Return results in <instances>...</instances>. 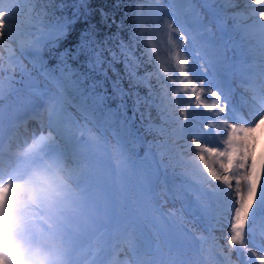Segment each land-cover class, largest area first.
Wrapping results in <instances>:
<instances>
[{
  "label": "snow or ice",
  "instance_id": "snow-or-ice-1",
  "mask_svg": "<svg viewBox=\"0 0 264 264\" xmlns=\"http://www.w3.org/2000/svg\"><path fill=\"white\" fill-rule=\"evenodd\" d=\"M34 2L43 3L45 0ZM151 2L155 5L150 11L156 27L150 30L147 39L141 38L139 42L143 44L146 62L152 65L154 71L137 76V69L145 61L135 55L134 48L130 49L123 43L120 45L130 80L143 83L149 89L147 97L136 94L134 103L137 110L141 104L154 107L163 121L159 126L149 124L147 128L163 138L155 144L160 150L159 158L151 151L146 156L151 169L146 173L150 190L155 192L163 185L172 193L173 199L179 197L182 202L186 201V210L199 218L205 231L210 232L226 224L230 230L228 244L233 250L237 246L244 249L251 261L256 254L245 242V234L247 232L251 237L258 224L264 226V187H259L257 191L256 166L252 160L257 133H264V85L259 89L252 87L247 111H243L232 99L231 86L219 78L223 51L211 25L223 27L224 5L231 0ZM250 3H264V0H250ZM200 8L207 13V19ZM17 10L16 0H0V46L8 44L10 53L9 42L13 40V21ZM252 12L258 19L243 32L241 42L234 44L241 56L244 55L245 37L258 35L264 47V7ZM136 21L133 39L142 37L139 26L144 21L139 12ZM70 23L58 20L49 31L41 34V38L26 43L21 41V55L41 58L42 47L55 48L66 36ZM231 35L228 34L229 39ZM90 43L95 42L82 40L76 53L92 52L94 63L99 65L102 61L95 55ZM55 55H59L63 62L69 53L65 51ZM113 60H116L114 53ZM9 62L19 66L22 74H26L19 57L10 55ZM153 76L160 86L158 92L150 83ZM113 87L122 100L129 95L118 82H114ZM213 88L216 90H211ZM58 89L55 95L46 91L35 93L47 110V125L42 133L34 135L30 142L25 141L22 150L17 153H6L0 140V264H30L33 261L38 264H78V260L85 255L90 258L91 264H109L111 259V246L92 250L82 244L84 226L76 220V207L86 195V171L80 159L83 155L81 149L86 143L84 133L87 124L97 128L109 126L117 141L116 151L122 163L125 162L124 157L129 150L134 151V144L128 138L132 135L127 125L130 118L124 116L121 119L122 114L109 112L104 106L105 96L96 94L95 84L86 87L81 74L62 73ZM66 91L78 98V114L85 121L84 128L68 113L70 101ZM189 93L194 96L197 108L202 106L212 113L205 119L217 122L205 125L214 130L212 135L222 137L211 147L208 146L210 141L205 139L206 134L194 127L193 121L198 113L190 111ZM0 95H3L2 89ZM202 95L215 99L207 103L202 101ZM141 118H144V113H141ZM73 125L79 129L78 132L73 131ZM188 137H195L190 144L181 146L175 143ZM141 139L136 137L137 141ZM201 139L205 142L201 143ZM181 147L191 153L189 159H184V155L177 152ZM174 154L180 156L176 163L191 170L179 174L183 178L180 185L168 179L167 175L168 170L176 166L172 162ZM213 155L214 161L210 165L205 157L212 158ZM195 173L201 175L204 183L191 179ZM213 182L216 183L213 185ZM205 184L210 190L205 189ZM163 219L168 220V216ZM201 239L193 236L195 247L199 246ZM126 243L134 257L142 249L138 235L130 234ZM259 251L262 254L256 259L259 264H264V245Z\"/></svg>",
  "mask_w": 264,
  "mask_h": 264
},
{
  "label": "rangeland",
  "instance_id": "rangeland-1",
  "mask_svg": "<svg viewBox=\"0 0 264 264\" xmlns=\"http://www.w3.org/2000/svg\"><path fill=\"white\" fill-rule=\"evenodd\" d=\"M143 1L144 11H142L141 16L144 22L139 26V31L142 33V37H140L147 39L150 30L156 27L150 11L155 5L151 0ZM16 3L18 10L13 21V40L9 42L11 53L8 44L0 46V65H2L0 89L3 90V95H0V140L6 139L3 142V149L6 153L21 151L25 141L30 142L34 135L42 133L46 128V106L40 104L35 93L46 91L50 95H55L59 92V81L50 77L43 68L39 69L34 57L29 58L20 53L21 41L26 43L41 38V34L49 31L50 26L54 23L45 26L30 19L27 16L30 12L29 0H16ZM226 5H224L223 27L211 25L212 32L223 51L219 78L231 86L232 99L237 106L243 111H247L246 104L250 102L253 94L252 87L259 89L257 86L260 83L258 78H264V75L261 77V74H258L259 70H256L257 67L254 66V62H248L249 56H246L247 54L244 53L241 56L234 48V44H238L244 30L235 23L234 15L227 10ZM200 12L207 19V13L203 8H200ZM251 17L255 20L258 19L252 11ZM229 33L232 34L231 39L228 38ZM185 46L187 47V45ZM10 55L19 57L26 74H22L21 69L16 64L10 65ZM256 59L257 61L261 60L257 56ZM242 70L250 71L251 74L254 72L258 82H255V77V81H250V83L245 81L241 74ZM31 79H34L37 84L33 88L26 84V81ZM156 87L159 90L160 86L157 80ZM65 94L70 101L68 113L80 122L81 128H84L85 121L78 114V98L73 97L72 94ZM188 97L191 98L190 111L194 110L198 113L195 121H193L194 127L200 133L206 134L205 139L210 141L208 146L211 147L212 143L217 139H222V137L219 134L212 135L214 130L205 127V125L217 122L205 119L206 116L210 117L212 113H208L202 106L197 108L195 98L191 93L188 94ZM201 99L204 102L212 103L215 98H207L202 95ZM27 113L29 120L20 123V120H23L21 118ZM43 116L45 117L44 120L42 119ZM41 119L43 122L40 121ZM39 122L41 124H38ZM22 123L25 128L20 126ZM33 124L36 125V130L32 132L29 127L34 126ZM40 125L42 126L39 127ZM11 127L14 129V136L9 138ZM87 129L91 131L89 132ZM73 131L78 132L79 129L73 125ZM20 132H26L27 138L25 140L21 141ZM257 136L258 139L252 150V160L256 166L257 191H259V187H264V133L258 132ZM193 138L195 137H188L186 143L185 140H176L175 143L190 144ZM84 139L86 143L81 149L83 155L80 159L86 171L84 182L86 195L76 207V220L84 226L82 244L85 248L92 250L102 246H111L112 248L115 243H118L120 247L116 248L117 250L112 248V255L115 251L117 254L111 255L109 264H134L139 256L142 258V264H259L256 257L262 254L259 249L261 245H264V226L258 224L255 234L251 237L247 232L245 234V242L256 254L249 261V254L244 249L237 246V249L233 250L232 246L228 244L227 237L230 230L226 224L210 232L205 231L199 218L190 215L186 210V201L182 202L179 197L173 199L172 193L163 185L157 188L155 192L150 190L146 173L151 169L150 161L146 159V156L151 151L157 153L156 158H159L160 150L155 147V144L159 143L163 139L162 137L158 136V140H155L153 144L149 142V145L147 144L149 149L145 148L142 153L136 155H129L128 153L124 157L125 162L123 163L120 154L116 151L117 141L111 127L97 128L89 123L86 125ZM16 141L21 144L15 145L14 142ZM169 142L172 143V139ZM200 142L204 143L205 140L201 139ZM177 152L183 154L184 159H189L191 156V153L185 155L180 152L179 148ZM179 159L180 156L174 154L172 162L176 166L174 169H169L167 173L170 180L176 185L182 183L183 178L179 175L181 172L191 171L176 163ZM205 159L211 165L214 161V155L212 158L206 156ZM165 160L167 161V158ZM191 179L194 182L204 183L199 173L192 174ZM215 183L213 182V185ZM205 189L210 190L206 184ZM192 195L194 198V190ZM158 205L159 207H157ZM164 216H168V220H164ZM161 227H163V231H161ZM130 234L138 235L142 241V249L135 257L126 243ZM193 236L202 238L198 247H195ZM123 245L125 246L122 251L124 262L122 258H119L121 255H118ZM207 255H210V258L206 259L205 256ZM119 259L122 260L120 263ZM78 264H91V260L85 255L78 260Z\"/></svg>",
  "mask_w": 264,
  "mask_h": 264
},
{
  "label": "trees",
  "instance_id": "trees-1",
  "mask_svg": "<svg viewBox=\"0 0 264 264\" xmlns=\"http://www.w3.org/2000/svg\"><path fill=\"white\" fill-rule=\"evenodd\" d=\"M30 19L41 25H49L59 21H70V26L66 36L55 48L43 46L41 58L35 59L39 68H43L54 80L60 82L61 74L67 75L81 74L85 79L86 87L96 85V94L105 96L104 106L111 112L130 118L127 121L128 129L132 135L128 138L134 144V151L129 150V155L139 154L148 148V143L158 140V136L147 130L148 125L158 126L161 124V117L156 108H148L143 104L137 106L134 101L137 93L140 97H147L149 89L143 83H136L130 80L125 71L124 58L121 54L120 45L123 43L130 49L134 48L135 55L145 61L137 69V76L142 77L146 73L154 71L151 64L147 63L144 55V47L140 43L141 37L136 39L135 29L137 28L136 16L144 11L143 0H51V2H34L29 0ZM143 4L141 8L140 5ZM82 40L94 41L90 47L95 49L101 64L94 63L92 52L81 51L79 49ZM67 51L69 56L63 62L56 53ZM113 53L116 60H113ZM32 58L33 56L27 55ZM111 65V66H109ZM114 82H118L120 87L129 95L120 94L113 87ZM154 91H159L156 87L155 76L150 81ZM135 85V86H133ZM65 93L71 94L66 91ZM144 113V118H141ZM150 117V119H149ZM109 127V126H108ZM136 137L142 139L137 141ZM142 141V143H141ZM148 144V145H147ZM147 145V146H146ZM151 147V146H149ZM168 178L169 175H168Z\"/></svg>",
  "mask_w": 264,
  "mask_h": 264
},
{
  "label": "bare ground",
  "instance_id": "bare-ground-1",
  "mask_svg": "<svg viewBox=\"0 0 264 264\" xmlns=\"http://www.w3.org/2000/svg\"><path fill=\"white\" fill-rule=\"evenodd\" d=\"M264 7V3H255L251 4L250 1L246 0H231V3L226 5L227 10L231 12L232 15H234L235 23L243 28L245 31L249 25L253 24L255 19L251 17V11L256 8ZM264 22V21H262ZM241 42H238V44ZM243 51L246 56H249V63L254 62V66L257 67L256 70H259L258 74H261V77L264 75V47H262L260 43V38L258 35L248 36L245 37L243 40ZM256 56L261 59L260 61H257ZM255 70V71H256ZM257 72V71H256ZM241 74L243 75V79L250 83V81H255L254 77L256 78L255 82L260 81L257 86L260 88L262 85H264V78H258L254 75V72L251 74L250 71H241ZM244 96V94H243ZM188 138L184 139L185 143L187 142ZM178 145H182L181 143H177ZM180 152H183L185 155H189L183 148H179ZM188 158V157H187ZM220 235V232H219ZM120 250V248H119ZM206 259L210 258V255L205 256ZM142 258L139 256L134 264H142ZM158 264V263H157Z\"/></svg>",
  "mask_w": 264,
  "mask_h": 264
},
{
  "label": "water",
  "instance_id": "water-1",
  "mask_svg": "<svg viewBox=\"0 0 264 264\" xmlns=\"http://www.w3.org/2000/svg\"><path fill=\"white\" fill-rule=\"evenodd\" d=\"M27 84H28V86H31V87L36 85L34 79H31V80L27 81Z\"/></svg>",
  "mask_w": 264,
  "mask_h": 264
},
{
  "label": "clouds",
  "instance_id": "clouds-1",
  "mask_svg": "<svg viewBox=\"0 0 264 264\" xmlns=\"http://www.w3.org/2000/svg\"><path fill=\"white\" fill-rule=\"evenodd\" d=\"M30 264H38V262H36V261H33V262H30Z\"/></svg>",
  "mask_w": 264,
  "mask_h": 264
}]
</instances>
